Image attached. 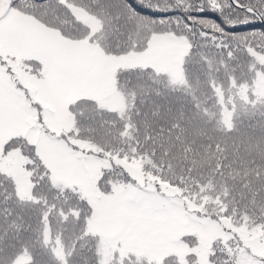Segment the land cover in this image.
<instances>
[{"label":"snow or ice","instance_id":"1","mask_svg":"<svg viewBox=\"0 0 264 264\" xmlns=\"http://www.w3.org/2000/svg\"><path fill=\"white\" fill-rule=\"evenodd\" d=\"M0 264H264V0H0Z\"/></svg>","mask_w":264,"mask_h":264}]
</instances>
